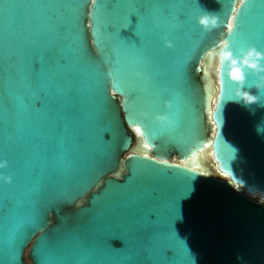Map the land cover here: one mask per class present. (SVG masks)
<instances>
[{
  "label": "water",
  "instance_id": "1",
  "mask_svg": "<svg viewBox=\"0 0 264 264\" xmlns=\"http://www.w3.org/2000/svg\"><path fill=\"white\" fill-rule=\"evenodd\" d=\"M224 42L264 53V0H0V264H264V72Z\"/></svg>",
  "mask_w": 264,
  "mask_h": 264
},
{
  "label": "clouds",
  "instance_id": "2",
  "mask_svg": "<svg viewBox=\"0 0 264 264\" xmlns=\"http://www.w3.org/2000/svg\"><path fill=\"white\" fill-rule=\"evenodd\" d=\"M197 22L204 29L209 30L217 27V20L213 13L205 12V14L198 17ZM166 46L171 47V42H166ZM219 60L222 63H227L229 66V77L233 81L242 82L244 80V69L247 68L256 73L264 72V53L257 50L255 47L250 46L247 50L241 49V55L235 56L234 53L227 47V42L220 45V51L218 53ZM264 80V77H261ZM242 99L247 103H254L256 97L245 92L242 93ZM0 167H7V162L0 163ZM5 182L11 183V177H4Z\"/></svg>",
  "mask_w": 264,
  "mask_h": 264
},
{
  "label": "snow or ice",
  "instance_id": "3",
  "mask_svg": "<svg viewBox=\"0 0 264 264\" xmlns=\"http://www.w3.org/2000/svg\"><path fill=\"white\" fill-rule=\"evenodd\" d=\"M231 31H232V26L229 25V33H231Z\"/></svg>",
  "mask_w": 264,
  "mask_h": 264
},
{
  "label": "rangeland",
  "instance_id": "4",
  "mask_svg": "<svg viewBox=\"0 0 264 264\" xmlns=\"http://www.w3.org/2000/svg\"><path fill=\"white\" fill-rule=\"evenodd\" d=\"M254 197H256V196H254Z\"/></svg>",
  "mask_w": 264,
  "mask_h": 264
}]
</instances>
